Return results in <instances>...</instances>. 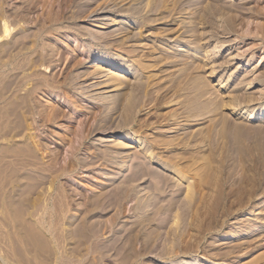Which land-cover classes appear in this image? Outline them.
<instances>
[{
  "label": "rangeland",
  "instance_id": "374dc122",
  "mask_svg": "<svg viewBox=\"0 0 264 264\" xmlns=\"http://www.w3.org/2000/svg\"><path fill=\"white\" fill-rule=\"evenodd\" d=\"M2 13L10 32L0 37V87L3 75L34 74L56 88L34 94L35 115L23 113L28 80L7 94V114L20 107L5 123L14 138L3 141L0 126V264H264V0H0V34ZM112 17L123 23L102 29ZM50 47L56 66H25ZM3 49L17 56L4 73ZM91 64L128 78L118 104L86 98ZM50 106L60 114L43 125L39 111ZM25 116L32 130L20 132ZM115 141L133 147L126 160L96 158ZM51 168L62 176L36 191L68 197L62 220L15 215L20 191L32 196ZM134 169L145 176L126 179ZM119 187L130 192L123 214L89 206ZM85 214L105 230L70 231ZM54 222L56 234L38 226Z\"/></svg>",
  "mask_w": 264,
  "mask_h": 264
},
{
  "label": "bare ground",
  "instance_id": "6f19581e",
  "mask_svg": "<svg viewBox=\"0 0 264 264\" xmlns=\"http://www.w3.org/2000/svg\"><path fill=\"white\" fill-rule=\"evenodd\" d=\"M125 1V0H124ZM132 1V0H131ZM129 2V1H128ZM138 2V1H137ZM132 3V2H131ZM129 3V4H131ZM136 3V2H135ZM163 3H165V1H163ZM127 4V3H126ZM128 5V4H127ZM133 5V4H132ZM163 8V7H162ZM15 16V15H14ZM6 15L5 13H2V19L3 21H5L6 19ZM19 18V17H18ZM60 19H55L53 21L55 22H58ZM105 20H108V22H106L104 24V26H102L101 28L104 29V30H107L109 28H111V26H115V25H119L120 23L122 24L123 21H121V19L119 18H110V19H105ZM7 21V20H6ZM4 22L5 25V29L4 31H2V33L0 34V37H7L8 34H9V29H8V25H7V22ZM122 28V27H121ZM123 32V31H122ZM112 32H109V33H103L102 35L104 36L103 39L107 40V39H110L109 36ZM127 34V33H126ZM124 35V34H123ZM102 38V37H101ZM104 41V40H103ZM116 42V41H115ZM23 43V42H22ZM99 45V44H98ZM52 46V45H50ZM117 46V45H116ZM23 48V47H22ZM51 48V47H50ZM3 61H2V66H1V70H3V73L5 72V68L6 67H10V66H14L15 65V62H16V59H17V56L15 55H10L7 59L5 55V49H3ZM59 54V53H58ZM57 56V53H56V50L54 48H51V51L45 55V56H42L41 58H34V59H29L27 61V63L25 64V66H28L29 68H33V67H36L38 64L40 65H48V66H54L55 65V62H56V57ZM189 55H187L188 57ZM186 57V58H187ZM58 60V59H57ZM21 61V60H20ZM17 66V65H16ZM56 66V65H55ZM24 67V65H23ZM22 67V68H23ZM214 67V61L212 62L210 68H213ZM15 68V67H14ZM49 68V67H47ZM200 66H196L195 67V70H200ZM181 69V68H180ZM35 75L32 74V75H27L26 77H24L22 80H28V85L30 86V88L26 91V93L24 94L25 96L22 97L23 98V102L26 103V106L29 108L26 112H23V113H27L28 115H35V111H36V107L35 105H33V103H35L36 101H34V94L38 93L39 95H43V96H46L47 98H49L47 95L50 94L51 90L55 89L56 88V79H50V78H44V79H40L38 77H34ZM87 77L89 79L92 80V82L85 86V89L87 92L83 91V93L85 94H89L86 98H90L92 99V102L94 103V105L96 106H99V105H102L103 101L107 100L108 103H113V104H118V100L122 98V96L124 95L123 91L125 90V87L127 85V80L128 78L125 77V76H120L116 71L115 69H108L106 70L102 65L100 64H91L89 65L88 69H87ZM19 80V79H18ZM22 80L20 79L19 81H17V76L14 78H12V80H10L9 78H6L5 75H3L2 79H1V87H0V104L2 106H0V113H1V125L2 128H1V136L3 138V141L5 139H8V138H14L16 135L14 133V128H11V130L9 131H12L11 133L9 131H7V126H5V123L7 122L8 120V117H11L10 114L13 116H15V119L18 118V110H19V105L14 104V107L12 108V112L8 115L7 114V108L5 106V103L7 101V94L12 91V90H15L21 83H22ZM50 90V91H48ZM82 93V94H83ZM78 95H80L78 93ZM84 97V96H83ZM21 98V99H22ZM42 98V97H41ZM18 99V98H17ZM21 102V101H20ZM48 102V101H46ZM73 102H76V101H73ZM106 102V103H107ZM100 103V104H99ZM131 105H133L131 103ZM118 107V106H117ZM23 108V107H22ZM25 108V107H24ZM40 108V107H39ZM116 108V107H115ZM9 109V108H8ZM85 109V108H84ZM131 110V108H129ZM116 110V109H115ZM261 110L262 112H264V105L263 107H261ZM22 112V111H21ZM89 113H91V111H89ZM254 113V111H253ZM37 114V113H36ZM57 114H60V110H58L57 112L55 111L54 107L50 106V107H47L46 109L44 110H40L39 111V119H40V122L41 123H44L43 125H45L46 123L48 122H53L55 117H57ZM257 114V113H256ZM25 115V114H24ZM256 116V115H254ZM253 118V117H252ZM25 119L24 120V124L20 122V120L22 121V119L20 118L19 119V122L21 123L20 126H14L18 129H20V132H21V129H25L27 132L28 131H31L32 130V123H29L27 120V116H25ZM14 121V120H13ZM188 122V121H187ZM16 123H18L16 121ZM19 123V124H20ZM27 123V125H26ZM16 125V124H15ZM42 125V126H43ZM12 127V126H11ZM11 134V135H10ZM10 135V136H9ZM59 136V135H58ZM67 135H60L59 138L64 140L65 141V137ZM38 137H33V140L35 141V145H36V148H38L39 146H41V144H44L42 142V139L39 138V139H36ZM29 143V142H28ZM27 144V143H26ZM24 147V146H22ZM1 151H2V154L6 155L7 151H10V152H14L16 153L17 151H22L24 152V149L21 148V146L19 147V149L16 151L15 150H12V147H10L8 150V148L6 147H1ZM45 148V147H44ZM108 148V147H107ZM133 147H127L125 145V143H123L122 141H115V144H114V147L113 149H117V150H114V151H107V153H104L102 155H98L96 156V158H99V160H104V161H108L110 163H113L114 162V159L115 157H118V158H121L122 160H126L127 158V155L125 154L124 150H127V149H132ZM28 149L31 153V155L29 157H36L34 156L36 153L35 151L33 150V148L31 147V145L28 144ZM35 149V148H34ZM39 151V150H38ZM105 151V150H104ZM17 152V153H18ZM28 152V151H27ZM25 153H26V149H25ZM35 153V154H34ZM22 154V153H21ZM28 154V153H27ZM135 154H138V153H135ZM19 155V153H18ZM56 155V154H55ZM50 156V155H49ZM184 156V155H183ZM13 157V156H12ZM15 157V156H14ZM17 157V156H16ZM52 157V156H51ZM57 157V156H56ZM189 158V157H188ZM36 159V158H35ZM50 162H52L51 164H55L56 160L53 156V158H51ZM183 160V159H182ZM20 161V160H19ZM170 162L174 163V161L172 160H169ZM190 163V162H189ZM71 164V163H70ZM57 165V164H56ZM74 165V164H73ZM51 166V167H53ZM109 166V165H108ZM50 167V166H49ZM75 168L73 166H68L67 169H65L66 171H74V169L72 168ZM54 168V167H53ZM53 168H51L49 171H48V176H45V177H42V181L37 179H34L36 182H35V185L34 187L32 186V189H33V192H31L32 196L28 195V197H24V195H26V192L24 190L20 191L22 192L20 194V199L18 200L17 203H14L16 204L17 208H15V211H14V214L15 215H18V216H21V217H28V218H32L35 220H37L36 216L40 213L43 212V214L41 216H45L47 218V216L51 219H53L54 221H57L59 219L62 220L63 218V213L65 212V208H64V205H62V203L64 204L66 202V197L67 196H63V194H61L60 196L58 195H55V196H58V197H54V198H50V197H47L46 196H43L41 197L42 193L39 194L37 191V188H39L41 185V183L43 182V180H46L48 179V177L51 178L52 180V183H53V186L54 184L57 182V180L62 176V171L58 172L56 170H54ZM182 168V167H180ZM63 169V170H64ZM48 170V169H46ZM45 170V171H46ZM143 171V170H141ZM139 170H136L134 169L131 174L129 176H127L126 179H130L131 180L133 179L134 181L135 180H139L141 179L142 176H145V172H141ZM145 171V170H144ZM15 172V171H14ZM64 172V171H63ZM178 172V171H177ZM16 173V172H15ZM17 175V174H16ZM29 177V176H28ZM9 179V178H8ZM14 179V178H13ZM18 181V180H17ZM10 182V181H9ZM51 182V181H50ZM203 182V181H202ZM44 183V182H43ZM127 183V182H126ZM29 184V183H28ZM125 184V183H124ZM40 185V186H39ZM198 185V184H197ZM198 187V186H197ZM54 188V187H53ZM193 187L189 182H188V194H187V197L192 201H193V197H194V192H193ZM23 189V188H22ZM26 190V189H25ZM37 190V191H36ZM128 190V189H127ZM127 190H122L120 187L119 188H115L111 191V194L109 195H105V196H98L96 197L94 200H92L89 204L90 207H93L95 210L97 209H101V211H99L100 213H102L103 211L107 210L108 208H110L111 206L113 207H117V210H118V213L120 214H123V209H125V205H124V201L125 199L128 197V194L130 193L129 191ZM44 193V192H43ZM62 193V192H61ZM38 195V196H36ZM19 196V195H18ZM15 197V196H14ZM29 198V199H28ZM71 198V197H69ZM105 198H109V200L107 201ZM68 199V197H67ZM203 199V198H202ZM201 199V200H202ZM188 200V199H187ZM189 201V200H188ZM190 201V202H192ZM45 202H47V205L45 204ZM71 202V201H70ZM51 205L53 204L52 206L54 208H49L48 205ZM87 205H88V202H87ZM190 206V204H189ZM64 208V210H63ZM137 208V207H136ZM142 209V208H141ZM142 212V211H141ZM71 213V212H70ZM85 213V212H84ZM82 214V213H81ZM119 214V215H120ZM40 215H38V217H40ZM83 215V214H82ZM86 216V217H85ZM17 217V216H16ZM164 217V216H163ZM44 218V217H41V219ZM45 218V219H46ZM69 218V217H68ZM40 219V220H41ZM83 221L81 223V226H74L73 224H70V231H74V233H79L81 235H85V236H89V235H94L96 234L97 232L99 231H102L105 230V227H102L100 230L97 228V225H93L91 223L88 222V218H87V214L84 215V217L82 218ZM179 219V218H178ZM34 220V221H35ZM39 220V219H38ZM35 221V222H38ZM39 220V222H40ZM49 220V219H48ZM59 220V221H61ZM151 218H144L140 223H135L132 225V227L130 228V230L134 233L135 231H137V233L139 231H141L140 229H138L140 227V224H144L146 223L147 221H150ZM161 220V219H160ZM163 223H166V221L168 220L167 216H165L163 219H162ZM180 221V220H179ZM43 222V221H42ZM45 222V221H44ZM75 222V221H74ZM73 222V223H74ZM52 223V222H51ZM55 223V222H54ZM53 223V224H54ZM56 223L53 225H49L48 227L46 226H40L37 225L41 228V230H45L46 232H49L50 233H53L55 232L56 234V231L59 229V227L57 228L56 227ZM72 223V221H71ZM161 223V222H160ZM162 223V224H163ZM191 223H192V220H191ZM41 225H44L46 223H40ZM49 224V223H48ZM75 224V223H74ZM178 224V227H179V223ZM60 225V224H59ZM148 224L145 225V227L147 226ZM142 228V227H141ZM144 228V227H143ZM69 230V228H67ZM114 229V228H113ZM150 229V228H149ZM187 229V228H186ZM68 230H64V231H68ZM190 230V229H189ZM44 231V232H45ZM63 232V230H62ZM71 233V232H70ZM55 236V235H54ZM233 237V233H231L229 235V238H232Z\"/></svg>",
  "mask_w": 264,
  "mask_h": 264
}]
</instances>
